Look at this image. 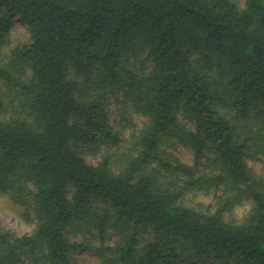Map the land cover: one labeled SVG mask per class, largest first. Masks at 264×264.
Returning a JSON list of instances; mask_svg holds the SVG:
<instances>
[{
	"label": "trees",
	"instance_id": "trees-1",
	"mask_svg": "<svg viewBox=\"0 0 264 264\" xmlns=\"http://www.w3.org/2000/svg\"><path fill=\"white\" fill-rule=\"evenodd\" d=\"M0 198V264H264V0H0Z\"/></svg>",
	"mask_w": 264,
	"mask_h": 264
},
{
	"label": "rangeland",
	"instance_id": "rangeland-1",
	"mask_svg": "<svg viewBox=\"0 0 264 264\" xmlns=\"http://www.w3.org/2000/svg\"><path fill=\"white\" fill-rule=\"evenodd\" d=\"M12 28L15 31L14 33V42L15 44L18 43L19 41L27 42L29 39V34L27 30V25L26 23L21 20L18 16L13 15L12 16ZM177 153L185 160H190L191 158V153L183 146H179V148L176 150ZM88 160L94 161L95 159L93 156H88ZM250 165L258 172L261 171L262 165L259 163V161L256 160H250L249 161ZM191 197L189 204H195V203H203V204H208L211 201L210 197L206 196H189ZM249 209V204L244 203L238 206H235L233 210L229 213L225 214V217L228 219H241L245 213ZM0 224L6 228H11L17 230L19 233H25L29 230L28 225H26L24 222H21L20 219L16 216V214L9 210L8 206H5L3 204V200L0 198ZM77 255L80 258L85 259L87 264H98L96 261V252L92 249L89 250H81L77 253ZM214 264L213 260L209 259H202V260H197L194 262V264Z\"/></svg>",
	"mask_w": 264,
	"mask_h": 264
}]
</instances>
